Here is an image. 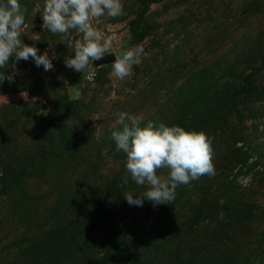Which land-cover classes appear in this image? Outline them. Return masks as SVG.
<instances>
[{
    "label": "rangeland",
    "instance_id": "374dc122",
    "mask_svg": "<svg viewBox=\"0 0 264 264\" xmlns=\"http://www.w3.org/2000/svg\"><path fill=\"white\" fill-rule=\"evenodd\" d=\"M19 2L22 42L55 58L0 69H16L0 84V264H264V0H122L92 23L116 55L142 49L123 80L113 62L66 68L81 35ZM120 112L203 131L215 174L130 206L146 186L123 183Z\"/></svg>",
    "mask_w": 264,
    "mask_h": 264
},
{
    "label": "clouds",
    "instance_id": "9594fccd",
    "mask_svg": "<svg viewBox=\"0 0 264 264\" xmlns=\"http://www.w3.org/2000/svg\"><path fill=\"white\" fill-rule=\"evenodd\" d=\"M122 14V0H45L42 28L51 34L66 35L75 30L81 35L74 44L66 43L68 48L74 49L73 55L65 56L66 68L81 73L94 68V61L112 53L115 55L113 74L118 80H123L131 74L142 49H128L116 55L111 51V40L102 38L92 23L105 15L115 18ZM24 24L25 10L19 0H0V69L9 67L10 58L19 62L31 57L36 67L51 70L54 56L50 58L47 51L38 55L39 49L22 42ZM12 67V74L7 76L0 71V84L5 80L13 81L16 69L14 64ZM93 75L90 73L89 78ZM141 123L140 117L120 112L115 120L120 127L111 132L116 151L126 155L123 183L127 184L130 177L136 185L146 186L142 195L131 191L123 195L130 206L141 207L144 199L151 201L153 206L171 204L179 185L188 184L203 175L215 174L211 138L203 131L185 130L178 125L152 120L143 126ZM160 169H167L166 177L157 174Z\"/></svg>",
    "mask_w": 264,
    "mask_h": 264
},
{
    "label": "water",
    "instance_id": "95a60500",
    "mask_svg": "<svg viewBox=\"0 0 264 264\" xmlns=\"http://www.w3.org/2000/svg\"><path fill=\"white\" fill-rule=\"evenodd\" d=\"M115 58L112 56H105L99 62L98 65H105L114 62Z\"/></svg>",
    "mask_w": 264,
    "mask_h": 264
},
{
    "label": "trees",
    "instance_id": "16d2710c",
    "mask_svg": "<svg viewBox=\"0 0 264 264\" xmlns=\"http://www.w3.org/2000/svg\"><path fill=\"white\" fill-rule=\"evenodd\" d=\"M122 51H124V49H123V50H121V51H120V53H121ZM94 67H95V66H94ZM92 69H93V68H91V70H92ZM94 69H95V68H94ZM94 69H93V70H94Z\"/></svg>",
    "mask_w": 264,
    "mask_h": 264
}]
</instances>
